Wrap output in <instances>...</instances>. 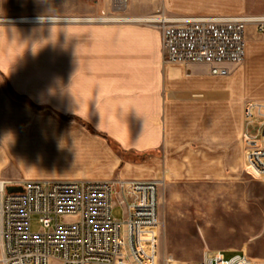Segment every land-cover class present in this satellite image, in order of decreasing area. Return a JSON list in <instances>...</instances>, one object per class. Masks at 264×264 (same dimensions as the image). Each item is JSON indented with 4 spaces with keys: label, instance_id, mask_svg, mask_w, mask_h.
<instances>
[{
    "label": "crops",
    "instance_id": "obj_1",
    "mask_svg": "<svg viewBox=\"0 0 264 264\" xmlns=\"http://www.w3.org/2000/svg\"><path fill=\"white\" fill-rule=\"evenodd\" d=\"M164 7L170 17L264 14L247 0H164ZM255 32L264 34L248 25L245 56L256 45ZM114 36L103 47L84 48V57H92L91 63L84 60V98L67 94L64 101L45 104L48 113L75 115L87 126L54 120L43 127L40 120L25 126L26 116L40 114V109L12 98L0 76V178L240 177L241 136L256 131L245 108L264 97L259 91L264 79L251 82L246 65L227 63L226 75H214L206 63H164L156 30ZM260 69L264 71V62ZM150 151L159 155L139 162L124 157Z\"/></svg>",
    "mask_w": 264,
    "mask_h": 264
},
{
    "label": "rangeland",
    "instance_id": "obj_2",
    "mask_svg": "<svg viewBox=\"0 0 264 264\" xmlns=\"http://www.w3.org/2000/svg\"><path fill=\"white\" fill-rule=\"evenodd\" d=\"M247 1L264 9V0ZM116 7V0H0V18L47 17L37 22L0 21V76L12 98L40 109V114L26 116L25 126H32L34 120H40L42 127L49 120L87 126L75 115L44 110L50 99L64 101L67 94L84 98V60L91 63L92 58L84 57V48L103 47L112 34L122 39L126 33L156 30L161 35L158 22L122 18L170 17L164 0H124L122 7ZM253 39L256 45L235 66L250 68L249 80L256 82L264 79V71L259 70L264 62V34L255 32ZM259 99L264 97L252 101H264ZM156 155L158 151L124 157L139 162ZM156 179L162 180L158 223L133 231L136 238L144 239L136 251L139 258L149 264H165L166 259L172 264H196L207 253L222 252L226 258L244 255L241 264H264V179L244 170L240 177ZM112 215L122 218L123 207L114 206ZM40 229L37 217H32L31 230ZM48 264L60 262L51 258Z\"/></svg>",
    "mask_w": 264,
    "mask_h": 264
},
{
    "label": "built area",
    "instance_id": "obj_3",
    "mask_svg": "<svg viewBox=\"0 0 264 264\" xmlns=\"http://www.w3.org/2000/svg\"><path fill=\"white\" fill-rule=\"evenodd\" d=\"M164 63H206L214 75L245 57L248 25L264 31V15L166 17L160 14ZM255 132L243 135V170L264 179V101L245 108ZM161 179H0V264H149L139 258L142 238L134 230L158 223ZM8 186L19 187L8 191ZM122 218L112 215L114 206ZM36 216L41 229L31 230ZM144 240V239H143ZM140 246V247H139ZM240 253L204 255L196 264H241ZM165 264H172L166 259Z\"/></svg>",
    "mask_w": 264,
    "mask_h": 264
},
{
    "label": "bare ground",
    "instance_id": "obj_4",
    "mask_svg": "<svg viewBox=\"0 0 264 264\" xmlns=\"http://www.w3.org/2000/svg\"><path fill=\"white\" fill-rule=\"evenodd\" d=\"M118 7L116 8H120L123 6V2L124 0H116ZM47 19V17H36V16H30V17H22V18H18V19H4V18H0V21H20V22H37V21H41ZM50 19V18H49ZM86 20V19H85ZM146 21H158V18H147V19H143Z\"/></svg>",
    "mask_w": 264,
    "mask_h": 264
},
{
    "label": "water",
    "instance_id": "obj_5",
    "mask_svg": "<svg viewBox=\"0 0 264 264\" xmlns=\"http://www.w3.org/2000/svg\"><path fill=\"white\" fill-rule=\"evenodd\" d=\"M19 187H15V186H8L7 189L8 191H11V190H16L18 189Z\"/></svg>",
    "mask_w": 264,
    "mask_h": 264
}]
</instances>
